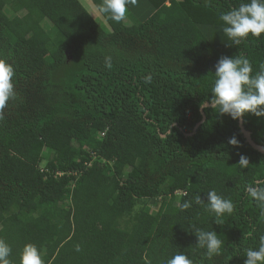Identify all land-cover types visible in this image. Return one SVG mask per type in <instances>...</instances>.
<instances>
[{
    "label": "trees",
    "instance_id": "obj_1",
    "mask_svg": "<svg viewBox=\"0 0 264 264\" xmlns=\"http://www.w3.org/2000/svg\"><path fill=\"white\" fill-rule=\"evenodd\" d=\"M90 1L99 11L103 0ZM242 2L138 0L120 22L99 12L106 27L79 0H0V58L16 93L0 118V239L12 264L28 243L43 264H167L178 253L244 264L259 248L264 210L246 186H264V154L218 108L193 130L220 56L264 68V34L235 45L223 32L221 14ZM242 119L264 147V116ZM213 190L232 213L209 209ZM195 229L216 231L220 253L209 257Z\"/></svg>",
    "mask_w": 264,
    "mask_h": 264
},
{
    "label": "clouds",
    "instance_id": "obj_2",
    "mask_svg": "<svg viewBox=\"0 0 264 264\" xmlns=\"http://www.w3.org/2000/svg\"><path fill=\"white\" fill-rule=\"evenodd\" d=\"M138 0H103L99 6L101 14H109V18L120 22L128 11V6H135ZM169 4V2H168ZM220 19L224 23L223 32L232 41L239 45L249 34L259 38L264 34V0H248L241 3L238 8L222 13ZM106 67L111 68V58L107 57ZM214 82L211 88V97L199 105L200 108H218L221 115L227 114L232 119H238L245 113H251L257 117L264 116V68L253 75L251 61L243 55H222L214 65ZM14 68L5 59L0 58V118L9 100L15 98L13 84ZM229 144L237 145L235 138L229 140ZM239 163L246 167L249 163L246 156L241 155ZM246 192L254 198L261 209L264 210V186H246ZM209 209L215 212L217 217L224 213H232L233 203L218 195L214 190L207 194ZM201 198H196L200 203ZM181 207L187 209L190 202H184ZM220 221L217 220L218 224ZM196 244L207 249L210 256L219 254L223 241L219 239L217 232L195 229ZM77 251L79 247L77 246ZM11 253L10 246L0 239V264H12L8 259ZM244 264H264V237L258 249L245 250ZM20 264H43L41 254L35 244H25L20 255ZM167 264H192V261L183 253L175 254L167 261Z\"/></svg>",
    "mask_w": 264,
    "mask_h": 264
},
{
    "label": "rangeland",
    "instance_id": "obj_3",
    "mask_svg": "<svg viewBox=\"0 0 264 264\" xmlns=\"http://www.w3.org/2000/svg\"><path fill=\"white\" fill-rule=\"evenodd\" d=\"M80 3L83 5V7L86 9V11L93 17L95 20H97L99 23H102L104 26L108 27L103 17L100 15L99 11L96 9V7L92 4L90 0H79ZM12 10L18 14L22 12L21 7L19 4H14L12 6ZM51 28L52 26H48ZM55 46L53 44H49L47 47L48 55L46 56V59L50 62L51 60V53L54 51ZM57 154V153H56ZM57 155L52 154L50 157V160L54 161L56 159ZM149 205L151 208L157 209V206L159 205V200H151L149 201ZM1 237V236H0Z\"/></svg>",
    "mask_w": 264,
    "mask_h": 264
},
{
    "label": "water",
    "instance_id": "obj_4",
    "mask_svg": "<svg viewBox=\"0 0 264 264\" xmlns=\"http://www.w3.org/2000/svg\"><path fill=\"white\" fill-rule=\"evenodd\" d=\"M200 113L202 115V119L200 120V122H198L195 127H194V131L196 130V128L204 121L205 119V116H204V113H203V110L200 108ZM238 125H239V128H240V131L244 137V139L246 140V142L251 146L252 149L264 154V147H262L261 145L259 144H256L254 142V140L251 138V134L249 131H247L244 126H243V119L242 117L238 118Z\"/></svg>",
    "mask_w": 264,
    "mask_h": 264
},
{
    "label": "built area",
    "instance_id": "obj_5",
    "mask_svg": "<svg viewBox=\"0 0 264 264\" xmlns=\"http://www.w3.org/2000/svg\"><path fill=\"white\" fill-rule=\"evenodd\" d=\"M168 4V3H167ZM185 193V191L183 190V188H181V189H179L178 191H177V193H176V196L177 197H180L182 194H184Z\"/></svg>",
    "mask_w": 264,
    "mask_h": 264
}]
</instances>
